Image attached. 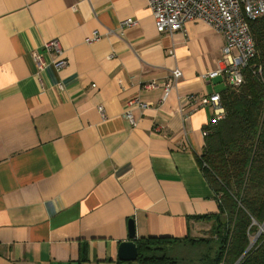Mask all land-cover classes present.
I'll list each match as a JSON object with an SVG mask.
<instances>
[{
    "label": "crops",
    "instance_id": "obj_1",
    "mask_svg": "<svg viewBox=\"0 0 264 264\" xmlns=\"http://www.w3.org/2000/svg\"><path fill=\"white\" fill-rule=\"evenodd\" d=\"M53 39L67 65L48 54L38 75L33 51ZM223 45L201 20L160 33L149 0H0V264H138L119 258L131 222L137 243L210 232L195 218L218 211L201 99L226 86L203 76Z\"/></svg>",
    "mask_w": 264,
    "mask_h": 264
},
{
    "label": "trees",
    "instance_id": "obj_2",
    "mask_svg": "<svg viewBox=\"0 0 264 264\" xmlns=\"http://www.w3.org/2000/svg\"><path fill=\"white\" fill-rule=\"evenodd\" d=\"M250 27L256 54L242 83L219 91L225 114L206 126L199 157L218 200L217 212L195 217L210 222V235L140 239L138 264H264V16ZM179 245L197 258L177 260Z\"/></svg>",
    "mask_w": 264,
    "mask_h": 264
},
{
    "label": "built area",
    "instance_id": "obj_3",
    "mask_svg": "<svg viewBox=\"0 0 264 264\" xmlns=\"http://www.w3.org/2000/svg\"><path fill=\"white\" fill-rule=\"evenodd\" d=\"M149 3L156 28L160 33L179 31L185 27L187 22L198 20L207 23L220 33L224 39L221 67L208 71L203 76L209 79L222 76L226 84L230 86H238L242 83V69L256 54L250 23L264 16V0H149ZM132 24H134L133 19L121 23L122 26ZM100 37L101 34L98 31H93L86 42L91 43ZM43 50L44 53L33 51L38 75L48 64V54H54L57 57L53 63L58 69L67 65V59L63 58V46L58 39L46 42ZM182 77L183 71L180 68L172 70L169 80L164 84L162 100L178 87ZM144 86L152 88L156 86V83L151 82ZM201 104L213 109L210 124H215L224 117L225 110L219 92L205 95L201 99ZM133 106L146 107L147 105L141 103L139 99H133L127 103L125 116L135 124V117L131 111ZM99 110L105 117L102 105L99 106ZM179 110H183L181 105ZM188 115L186 114L185 117ZM185 137V140L188 141L187 135Z\"/></svg>",
    "mask_w": 264,
    "mask_h": 264
},
{
    "label": "water",
    "instance_id": "obj_4",
    "mask_svg": "<svg viewBox=\"0 0 264 264\" xmlns=\"http://www.w3.org/2000/svg\"><path fill=\"white\" fill-rule=\"evenodd\" d=\"M131 238L132 240L122 243L119 258L123 261H136L139 257L138 243L134 231L133 222H131Z\"/></svg>",
    "mask_w": 264,
    "mask_h": 264
},
{
    "label": "rangeland",
    "instance_id": "obj_5",
    "mask_svg": "<svg viewBox=\"0 0 264 264\" xmlns=\"http://www.w3.org/2000/svg\"><path fill=\"white\" fill-rule=\"evenodd\" d=\"M223 85V82H221V84H220V87ZM219 87V88H220ZM223 87V86H222ZM221 87V88H222ZM220 88V89H221ZM209 230H206L205 231V233H203V235L202 236H208V235H210V232H208ZM261 231H263V227L261 228ZM180 245L179 246H177V248L179 249L178 251H176V253H175V251H174V253H173V255L174 256H176V258H177V260H181V258H185V257H187V254L189 253V252H185V251H183V250H181L180 249ZM186 247H189V246H186ZM203 247H205V246H203ZM190 248V247H189ZM201 250V249H200ZM200 250H199V252H200ZM185 253H187V254H185ZM188 256L190 257V258H192V259H195V258H197V252L195 251V253L193 254V252H191L190 254H188ZM183 264V263H182Z\"/></svg>",
    "mask_w": 264,
    "mask_h": 264
}]
</instances>
